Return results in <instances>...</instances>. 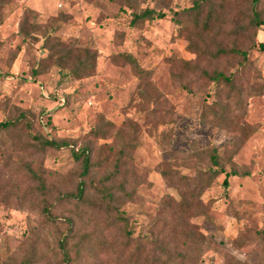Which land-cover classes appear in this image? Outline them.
Masks as SVG:
<instances>
[{
    "label": "rangeland",
    "instance_id": "1",
    "mask_svg": "<svg viewBox=\"0 0 264 264\" xmlns=\"http://www.w3.org/2000/svg\"><path fill=\"white\" fill-rule=\"evenodd\" d=\"M246 1L225 0L223 35L203 42L175 23L192 0H0V122L19 119L0 133V264H149L154 238L184 264H264V23L257 37L236 32ZM145 9L164 17L132 22ZM190 40L247 54L198 56ZM85 49L95 68L75 77ZM33 135L67 144L42 149ZM213 149L239 174L201 188ZM73 152L88 156L85 174ZM79 184L86 201L65 197ZM102 185L130 194L118 204L128 247L124 223L100 211Z\"/></svg>",
    "mask_w": 264,
    "mask_h": 264
},
{
    "label": "trees",
    "instance_id": "2",
    "mask_svg": "<svg viewBox=\"0 0 264 264\" xmlns=\"http://www.w3.org/2000/svg\"><path fill=\"white\" fill-rule=\"evenodd\" d=\"M225 0H192V5L188 8H185L179 12H175L176 18L175 23L179 25V33H187V29L182 25V22L177 18V16L182 15L188 19V22L194 26L197 29L201 30V34H199V40L204 42V33L210 34L209 38L211 41H214L215 36L223 35V24L226 20V13L225 11V4L223 5V2ZM246 0H243V2ZM246 6L248 11L246 12L247 15L244 16L242 20L239 21V24H236V32L241 33H251L253 37H257V31L262 29L263 23H264V14L261 11L260 3L261 0H247ZM155 14L158 18H163L164 14L157 12L155 13L152 9H145L140 14H134V20H138L144 17H151ZM187 39H191L188 37ZM189 47L193 52H196L198 56H210L212 58H216L220 56L221 54H227V53H238L243 56H246L247 52L246 50H240L238 48H231L230 50H226L220 47H217V50L215 52H212L207 46L199 47L196 44L190 40ZM259 47L261 49H264V43L260 42ZM84 55L78 56L74 61L71 63V72L75 77H80L88 72H91L95 68V62H96V53L90 52L88 49L83 50ZM120 56L124 57V59H127L132 64H136L135 58H133L130 54H119ZM66 58V56H62L59 58L58 63L62 65L64 62H62L61 59ZM179 62L183 67H185L188 70H194L198 69L199 67L196 64H193L191 60H185V59H179ZM207 74V72H205ZM223 79L225 82H231L232 78L230 76H225L221 72H216L212 76V80H219ZM18 117L25 118L26 113L24 111H21L18 114ZM19 119L16 118L14 120H5L0 122V133L2 131H9L11 128L16 126L18 124ZM107 125H110L111 122L106 121ZM100 134H103V129H100ZM32 139L34 142H36V145L41 147L42 149H45L46 147L49 148H55L60 149L61 147H64L67 143L63 140H57V139H47L44 138L41 135H33ZM214 153L211 156V161L213 164L212 168H209L207 173V178L204 180L203 183L198 184L199 187H208L211 184V181L213 178L217 177L219 174L223 173L225 175V178L223 180L224 185H228V177L230 175H238L239 172L234 167L231 168L230 172H226L225 169L221 166L219 162V156L216 150H214ZM73 155L76 159H81L82 167H83V173L85 174L88 167H89V158L88 156L84 155L80 152H73ZM84 155V156H81ZM184 181H186L187 177H183ZM188 183V182H187ZM121 192H124V189H120ZM85 190L83 187V184H79L77 188L76 193H70L65 195V197L74 198L78 201H86V195L84 194ZM125 196L119 195L114 193L112 190V187L102 185L100 187V211L107 212L108 214H113L115 212V215L118 219V221H121L124 223V227L121 229V236L123 237V240L120 242L125 247H128L130 243L134 240L132 234L133 230L132 228H128V219L123 216V213L119 209V205L123 201V197H128L130 194H124ZM181 211L182 213H186L188 209L191 207V204L182 197L181 200ZM44 215L52 220V214L50 212L49 207H45L43 209ZM154 250L151 257V260L149 264H184L182 260L185 258V256L180 257V261H177V256L173 252L174 248L170 249L168 248L167 243H163L162 241H159L158 238H154ZM160 242V243H159ZM60 246L66 245L65 237L60 240ZM134 244V243H133ZM161 244V246L159 245ZM135 250L133 252V259L135 262L140 260L137 256L138 246L139 243L134 244ZM103 246V244L100 243V247ZM160 248V254L155 252L156 249ZM136 251V252H135ZM64 255L66 258H68L67 252L64 250ZM181 255V254H180ZM131 258V259H132ZM131 261V260H130ZM18 264H29V262L26 260L24 262L18 263Z\"/></svg>",
    "mask_w": 264,
    "mask_h": 264
}]
</instances>
